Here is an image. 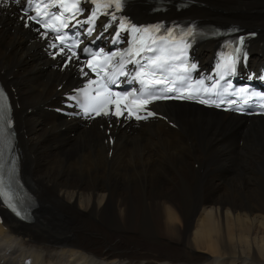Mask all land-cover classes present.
Masks as SVG:
<instances>
[{
  "label": "bare ground",
  "instance_id": "obj_1",
  "mask_svg": "<svg viewBox=\"0 0 264 264\" xmlns=\"http://www.w3.org/2000/svg\"><path fill=\"white\" fill-rule=\"evenodd\" d=\"M202 1L209 8H192L193 18H217L213 6L227 14L221 20L259 30L250 63L260 67L264 0ZM26 43L0 39V71L10 68L2 79L17 89L21 176L36 208L32 224L4 216L0 264H264V122L243 126L228 114L170 105L162 111L176 129L114 127L112 147L96 123L85 133L55 134L43 106L70 73L43 75L37 45ZM197 54L207 60L211 46ZM140 244L173 254L143 253Z\"/></svg>",
  "mask_w": 264,
  "mask_h": 264
},
{
  "label": "snow or ice",
  "instance_id": "obj_2",
  "mask_svg": "<svg viewBox=\"0 0 264 264\" xmlns=\"http://www.w3.org/2000/svg\"><path fill=\"white\" fill-rule=\"evenodd\" d=\"M3 2L6 4L7 0H3ZM113 4H114V8H115L116 11H119L121 9V6H122L121 0H113V3L97 4L96 12H93L91 17H89L85 22L94 23V21L96 19L97 12H99L101 10V8H105V9L106 8H111V7H113ZM53 6H55V5H53ZM45 7H48V5H45ZM60 7H63L66 11L69 10V7L75 8L77 12L80 11V9L78 8V6L76 4H73V5L69 6L67 4L61 3ZM105 14H107V13H105ZM39 15H40V13H39V10H38L37 11V17ZM61 15L62 14L54 15L53 19L59 21V20H61ZM37 17L28 16L27 18L29 20H35L37 23H39V20L37 19ZM112 19L116 20L115 14H112ZM42 26L47 27L46 25H42ZM63 26L67 27L66 24H64ZM120 27H121V30H124L126 27H128V23L126 21H121ZM56 30H58V29H56ZM150 31L159 32L160 28L158 26L157 28L150 30V29H147V28H144V29L137 28L135 26L131 27V32L134 34V38H135V34L136 33H148ZM169 35H171V34L169 33ZM58 38L60 39L61 43H64L63 37H58ZM161 39H164V38L161 37ZM242 42L243 41H241V43ZM139 43L141 45H145V41H144L143 36L140 38ZM152 43L155 44L156 41L152 40ZM53 46H55V45H53ZM156 51H159L161 54L160 55H154V56H151V57H144L146 62L143 63V64H141L139 60H134V59L129 60V62H131V63H136V64L140 65V70L136 73L135 76L132 77V79L133 80H137L138 79L140 81V83L142 85H144V91L140 93V97H144V96L147 95L148 98L147 99H141L140 97H136V93L135 92L129 93L130 96L136 97V99L130 101L127 104H123V108L125 110H127V112H128V117L135 116V118L137 120L147 119L148 116H153V115H155V113H153L152 111H147V116H140V115H138V113L140 111H142V110H146V105L151 103L152 100H154V99L184 98L183 94H181L180 97H176V96L168 97V96H158V95H155V94H149L148 93V89L152 85L165 84V83L168 82L166 77L164 79H151V80H148L147 82L144 79V77H155L156 76V70L163 71L165 69V65L167 64V59H166V57L163 54L164 53V49L157 50V49L151 47L150 45H145V46L140 47L139 49H134V50H131V51L127 52V53H123V54H121V53H113V55L111 57H105L106 60H111L117 55H120V56L127 55L129 57H133L134 55L135 56H140L141 53H143V52H156ZM237 51H239V49H237ZM73 55H75V53H73ZM175 58L179 59V57H175ZM88 66L91 68L92 64L89 63ZM193 67H194V65H193ZM121 68H123V64H121ZM121 74L122 75H126V73H123V72H121ZM109 82L113 83V84L115 83L114 80H111ZM93 83H96V82L93 81ZM201 83H203V82L201 81ZM100 87L105 90V92L107 93V96L110 98L109 99V103L115 104L116 110L114 112L110 113V111L108 110L107 105H104L101 108H97V107L89 106V105L85 104V106H84L85 113L94 112L96 116H100V115L108 116L109 114L116 115V116H123L124 115V111L121 110V104H122L123 101L128 100L129 97L128 96L120 97L119 93L111 92L110 90H108V85L107 84H101ZM165 91L166 92H172L173 88L169 87ZM84 95L87 96L88 93L85 92ZM97 95L99 96L100 93L98 92ZM111 97H116V99H111ZM186 98L187 99H192L193 97L191 95H188ZM199 102L200 103H207V101H205V100H200ZM217 106H219V105H217ZM0 184H2V181H0ZM0 195H4L9 201H11V199H12V197L7 192H0ZM10 206H12L14 208V210H15V205H10ZM17 214H19V213H17Z\"/></svg>",
  "mask_w": 264,
  "mask_h": 264
},
{
  "label": "rangeland",
  "instance_id": "obj_3",
  "mask_svg": "<svg viewBox=\"0 0 264 264\" xmlns=\"http://www.w3.org/2000/svg\"><path fill=\"white\" fill-rule=\"evenodd\" d=\"M264 142V141H263ZM66 154V153H65ZM117 249H119L120 251H126V249H128L129 251L135 249L134 246H129V245H122V244H115L114 245ZM141 250V252L143 253H150L151 255H165V254H168V253H171L173 254V250L171 249H168V248H158V247H152V246H149L147 244H140V247H139Z\"/></svg>",
  "mask_w": 264,
  "mask_h": 264
}]
</instances>
